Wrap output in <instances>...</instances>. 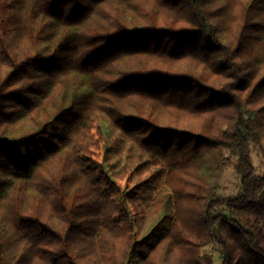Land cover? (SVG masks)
<instances>
[{"label":"trees","instance_id":"16d2710c","mask_svg":"<svg viewBox=\"0 0 264 264\" xmlns=\"http://www.w3.org/2000/svg\"><path fill=\"white\" fill-rule=\"evenodd\" d=\"M251 142L264 0H0V264H264Z\"/></svg>","mask_w":264,"mask_h":264},{"label":"rangeland","instance_id":"374dc122","mask_svg":"<svg viewBox=\"0 0 264 264\" xmlns=\"http://www.w3.org/2000/svg\"><path fill=\"white\" fill-rule=\"evenodd\" d=\"M168 39L167 36H163L162 39L158 35H152L148 41L141 40L137 43L139 45L147 46L153 48L159 42L158 40H162L163 42ZM161 42V41H160ZM163 42H161V46H163ZM225 155H228L226 153ZM250 155L252 165L255 169V173L257 175L264 174V143L263 142H251L250 143ZM232 163L224 170L221 180H220V188L218 191V196L224 199H231L236 196L239 192V175L237 174L233 162L235 159H231ZM18 168H24L26 163L24 164H14ZM153 220V219H152ZM151 222H154V220ZM203 253L209 254L213 257V264H218L220 262V256L217 250V247L214 245L207 246ZM136 261V260H135Z\"/></svg>","mask_w":264,"mask_h":264}]
</instances>
